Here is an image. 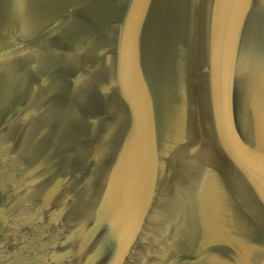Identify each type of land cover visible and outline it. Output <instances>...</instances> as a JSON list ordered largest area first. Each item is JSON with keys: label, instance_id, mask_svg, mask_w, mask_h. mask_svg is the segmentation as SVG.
<instances>
[{"label": "water", "instance_id": "1", "mask_svg": "<svg viewBox=\"0 0 264 264\" xmlns=\"http://www.w3.org/2000/svg\"><path fill=\"white\" fill-rule=\"evenodd\" d=\"M0 264H264V0H0Z\"/></svg>", "mask_w": 264, "mask_h": 264}]
</instances>
